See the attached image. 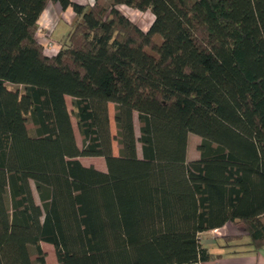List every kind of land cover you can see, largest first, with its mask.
<instances>
[{
	"label": "trees",
	"instance_id": "obj_1",
	"mask_svg": "<svg viewBox=\"0 0 264 264\" xmlns=\"http://www.w3.org/2000/svg\"><path fill=\"white\" fill-rule=\"evenodd\" d=\"M49 2L75 14L53 56L36 36ZM93 157L105 172L77 160ZM226 224L243 234L200 243ZM42 243L56 264L264 248V0H0V264H45Z\"/></svg>",
	"mask_w": 264,
	"mask_h": 264
},
{
	"label": "crops",
	"instance_id": "obj_2",
	"mask_svg": "<svg viewBox=\"0 0 264 264\" xmlns=\"http://www.w3.org/2000/svg\"><path fill=\"white\" fill-rule=\"evenodd\" d=\"M72 3L74 4H78L80 6H91L94 4L95 0H70ZM119 10L121 13H123L126 17H128L130 19L131 14L134 13H140L137 11H134L132 9H129L127 7L124 6H120ZM125 13H124V12ZM145 13H149V12H145ZM143 13V14H145ZM39 19H38V31H37V40L38 42L42 45L43 47V52L47 55V56H53L57 53V51L59 49L55 48L54 46L52 47V50H47L46 47V43L47 41H52V43L54 44H60L64 39L65 35L69 32L70 30V26L72 25V22L75 18V14L74 11L72 9V7H67L66 9H62L60 7V4L58 3H52L49 2L46 6V8L43 10V12L41 13V15H39ZM153 18V16H152ZM46 42V43H45ZM54 49V50H53ZM114 155H116L113 152ZM84 159V158H82ZM89 159V158H86ZM92 160L94 159H98L99 161H101L99 157H93L90 158ZM77 160H79L81 162L82 165L89 167V166H93L92 163H84L81 158H78ZM103 163L104 160L102 159ZM98 169V171H102L105 172V165L102 168H96ZM227 225L223 226V228L221 229H217L216 231H223L222 229H224ZM213 232V231H212ZM206 234V233H204ZM203 235V234H202ZM238 234H225L224 236H237ZM222 236V237H224ZM239 236V235H238ZM221 237V236H220ZM217 237V238H220ZM216 238V239H217ZM213 243L214 241L209 242L207 245H205V247H207L209 249V251L214 252L215 254L217 253V251H215L214 247H213ZM210 264H264V248H261V250L258 251V253L256 254H241V255H234V256H223V257H219L218 259H216V261H214L213 263Z\"/></svg>",
	"mask_w": 264,
	"mask_h": 264
},
{
	"label": "rangeland",
	"instance_id": "obj_3",
	"mask_svg": "<svg viewBox=\"0 0 264 264\" xmlns=\"http://www.w3.org/2000/svg\"><path fill=\"white\" fill-rule=\"evenodd\" d=\"M129 16H130V20L132 21V24L133 23L136 24L142 31H147L149 26L151 25V22L153 21L152 15L150 13L143 14L140 12V13L131 14ZM61 43L57 45V44L52 43V41H47L46 46H48V44H52V46H54L55 48L60 49ZM65 100H66L68 108L70 109L71 108V104H70L71 101L69 100V97H66ZM113 108H114L113 104H109L108 109H107L109 111V124H110V132H111L110 134H112V136L115 135L114 134L115 133V126H114V122H112L113 121V114H114ZM136 120H137L136 115H134L133 121H134L135 133L138 134L137 133L138 123ZM71 121H72L71 124L73 125V129H74V134H75L74 136H75L77 148H80V146L82 145V141H81L80 136H78V132L76 130V127L74 124L75 121H74L73 117L71 118ZM199 141H201V139L198 136L193 135V134L188 135L187 142H186L187 143V152H186V160L187 161L195 160L198 158L199 155H198V151H197V146L199 145ZM112 148H113V152L117 155V146H116L115 142L113 143ZM137 153L140 156L139 146H138ZM81 160L86 164L89 162L92 163V165H94L95 168H101V166L103 168L105 165V163H103L102 159H100L101 161H99L98 159L92 160V159H86V158L82 159L81 158ZM105 169H106V167H105ZM30 186H31L32 191H33V195H34L33 198H35V200L38 201L36 198L37 195L35 193L34 186H32V184H30ZM222 230L223 231L219 230V231H216L215 233L209 232V233L201 235L200 239H199L200 243L203 246H205L209 242L214 241L215 238L220 237V236L222 237L225 234L226 235L230 234V233L238 234V235L243 234L241 226H234L232 224L227 225ZM40 246H41L42 251L45 254V264H56V260L54 258L55 255H54L53 247L50 246L49 244H45V243H42Z\"/></svg>",
	"mask_w": 264,
	"mask_h": 264
},
{
	"label": "built area",
	"instance_id": "obj_4",
	"mask_svg": "<svg viewBox=\"0 0 264 264\" xmlns=\"http://www.w3.org/2000/svg\"><path fill=\"white\" fill-rule=\"evenodd\" d=\"M52 47H53L52 44H48V46H46V49L47 50H52ZM215 232H216V230L213 231V233H215Z\"/></svg>",
	"mask_w": 264,
	"mask_h": 264
}]
</instances>
